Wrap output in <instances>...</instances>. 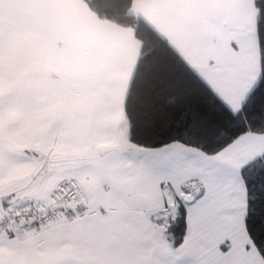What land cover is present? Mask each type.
<instances>
[{
    "label": "snow or ice",
    "instance_id": "snow-or-ice-1",
    "mask_svg": "<svg viewBox=\"0 0 264 264\" xmlns=\"http://www.w3.org/2000/svg\"><path fill=\"white\" fill-rule=\"evenodd\" d=\"M0 264H264V0H0Z\"/></svg>",
    "mask_w": 264,
    "mask_h": 264
}]
</instances>
